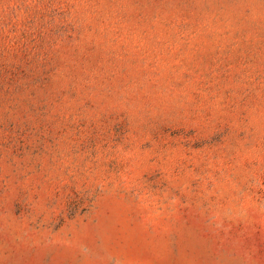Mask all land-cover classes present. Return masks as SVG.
<instances>
[{
  "label": "rangeland",
  "instance_id": "rangeland-1",
  "mask_svg": "<svg viewBox=\"0 0 264 264\" xmlns=\"http://www.w3.org/2000/svg\"><path fill=\"white\" fill-rule=\"evenodd\" d=\"M0 264H264V0H0Z\"/></svg>",
  "mask_w": 264,
  "mask_h": 264
}]
</instances>
